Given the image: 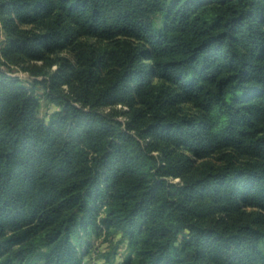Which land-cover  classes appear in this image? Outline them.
Returning a JSON list of instances; mask_svg holds the SVG:
<instances>
[{
    "label": "trees",
    "instance_id": "obj_1",
    "mask_svg": "<svg viewBox=\"0 0 264 264\" xmlns=\"http://www.w3.org/2000/svg\"><path fill=\"white\" fill-rule=\"evenodd\" d=\"M0 25V264H83L91 233L119 264H264V0H0Z\"/></svg>",
    "mask_w": 264,
    "mask_h": 264
},
{
    "label": "rangeland",
    "instance_id": "obj_2",
    "mask_svg": "<svg viewBox=\"0 0 264 264\" xmlns=\"http://www.w3.org/2000/svg\"><path fill=\"white\" fill-rule=\"evenodd\" d=\"M5 39V34L1 30L0 25V60L1 57V44ZM71 57V55L65 51L58 54H53L52 58L55 61H59L61 58ZM35 65H43L42 63H37ZM34 65L30 63H21L19 66L13 67V69L9 70V68H3L8 74L20 77L22 79H26L30 77L31 68ZM59 68V64L53 66L52 68L45 67V71H56ZM45 77H38L39 80H43ZM61 88L65 90V92L70 91L69 85H65L61 82ZM36 94L41 99V115L47 121L49 120L50 116L60 109L59 105L55 102H52L48 99L46 95V89L43 84H40L36 88ZM77 105L81 106L80 103L77 102ZM102 112L106 114L113 115V118L119 120L123 124L124 129H128L129 123L131 120V109L124 105H116L115 107H105L101 109ZM65 138H68L74 144H79V140L77 138V134L73 133L71 129L63 130L62 131ZM241 158L244 159L245 155L241 154ZM207 160L212 161L215 164H221L222 156L218 153H214L212 157L207 158ZM170 182L181 185L182 180L181 178L170 179ZM90 241H91V249L89 254L85 257L83 264H119L123 260L125 261L127 257L130 256V251L128 249V244L126 241H122V236L120 234L113 235L109 240H104V234L102 238H97L92 233L90 234ZM81 251H86V247L80 246Z\"/></svg>",
    "mask_w": 264,
    "mask_h": 264
}]
</instances>
